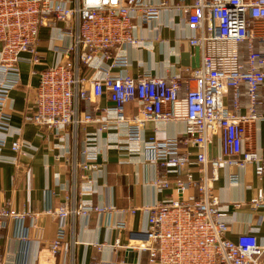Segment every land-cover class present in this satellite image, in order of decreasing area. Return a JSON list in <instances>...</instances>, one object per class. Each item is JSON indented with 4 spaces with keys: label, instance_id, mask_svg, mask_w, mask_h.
I'll return each instance as SVG.
<instances>
[{
    "label": "built area",
    "instance_id": "1",
    "mask_svg": "<svg viewBox=\"0 0 264 264\" xmlns=\"http://www.w3.org/2000/svg\"><path fill=\"white\" fill-rule=\"evenodd\" d=\"M167 9L187 21L192 31L188 43L199 49L200 65L186 69L187 77L115 72L129 65L121 48L137 44L134 21L148 23ZM75 17L76 33L67 25L63 29L74 41L61 51V61L39 72L32 113L26 119L58 136L69 126L77 131L93 124L103 132L125 123L127 147L135 144L137 150L144 143L146 162L159 169L155 186L173 193L149 207L146 229L129 231L127 248L147 254L145 262L135 264H264L258 228L249 227L235 241L228 238L229 211L214 192L222 168L253 165L264 181V148L258 151L254 145V128L264 121V0H76L75 5L63 0H0V147L8 143L11 114L6 105L12 89L21 82L19 65L24 55H31L34 65L39 63L41 27L49 19L69 24ZM101 55L111 60L108 67L99 66L103 76L80 73V64L92 66ZM93 97H105L112 105L102 112L99 107L93 108L95 113L79 111V104ZM131 103L137 113L127 117L125 109ZM171 121L185 122L182 135L144 139L149 122ZM96 139L97 133L85 139L87 170L99 168ZM216 139L221 153L214 157L209 151ZM27 145L19 137L12 148L24 155ZM163 169H171L176 180L172 182ZM229 179L236 183L239 177L233 173ZM249 206L264 208L263 188ZM112 208L82 202L71 210L65 201L48 211L59 220L57 239L50 245L52 253L63 249L70 214L88 216ZM27 216V212L0 206V245L8 221ZM115 227L128 228L125 220L117 221Z\"/></svg>",
    "mask_w": 264,
    "mask_h": 264
},
{
    "label": "crops",
    "instance_id": "2",
    "mask_svg": "<svg viewBox=\"0 0 264 264\" xmlns=\"http://www.w3.org/2000/svg\"><path fill=\"white\" fill-rule=\"evenodd\" d=\"M75 5L76 0H63ZM158 3L160 0H153ZM192 1V0H189ZM71 27L76 33L78 18L70 23L49 19L41 27L37 42L39 63L30 62L25 54L20 63L21 82L13 88L6 105L11 114V130L8 143L0 147V206H9L30 216L11 219L2 231L0 259L2 264H135L145 262L147 254L127 248L129 231L146 229L150 215L149 207L172 194V190L158 189L154 181L159 169L146 162L144 143L136 149L127 147L125 138L127 125L121 123L113 130L98 132L97 125L69 126L64 135L58 136L47 127L26 119L33 108V98L39 82V72L63 59L61 53L74 41L63 29ZM192 31L187 21L173 9L162 10L159 17L148 23L136 19L133 36L137 44H125L121 52L127 56L129 65L115 72L139 76L150 72L157 76L181 73L187 77L186 69L196 68L201 63L200 51L188 43ZM111 60L97 57L92 66L80 64V73L85 76H103ZM112 104L105 97L91 98L79 104V111H90L99 107L101 112ZM99 112V114H101ZM137 108L128 104L127 117H134ZM184 121L149 122L144 139L177 137L184 133ZM97 133L95 147L99 149L96 162L98 169L87 170L84 154L85 139ZM26 142V154L15 152L14 140ZM254 145L258 151L264 148V121L254 128ZM117 142V144H116ZM118 142L120 146L118 145ZM121 142V143H120ZM138 147V146H137ZM192 151H196L195 148ZM221 153V143L216 139L210 156ZM168 177L172 182L177 176L171 169ZM163 169V171H166ZM194 175L199 176L197 167ZM236 173L239 180L231 182L230 174ZM264 189V181L255 174L254 166L245 168L232 166L219 169L215 183V195L221 205L228 209L231 218L227 237L236 240L249 227L258 228V239L264 245V208L253 210L249 203ZM67 202L77 209L82 202L98 206H111L105 213L91 212L88 216L72 213L67 219L63 249L54 255L50 245L57 239L59 220L54 211ZM241 203V207L236 204ZM132 210H136L132 213ZM127 222L128 228L120 230L115 223ZM118 242L120 245H117Z\"/></svg>",
    "mask_w": 264,
    "mask_h": 264
}]
</instances>
